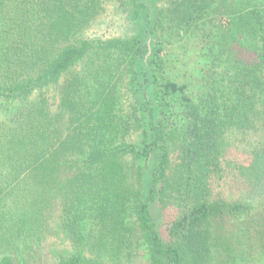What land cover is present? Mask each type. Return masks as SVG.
<instances>
[{
    "label": "trees",
    "instance_id": "obj_1",
    "mask_svg": "<svg viewBox=\"0 0 264 264\" xmlns=\"http://www.w3.org/2000/svg\"><path fill=\"white\" fill-rule=\"evenodd\" d=\"M125 1L102 36L98 0H0V264H28L54 207L118 259L264 264V0Z\"/></svg>",
    "mask_w": 264,
    "mask_h": 264
},
{
    "label": "rangeland",
    "instance_id": "obj_2",
    "mask_svg": "<svg viewBox=\"0 0 264 264\" xmlns=\"http://www.w3.org/2000/svg\"><path fill=\"white\" fill-rule=\"evenodd\" d=\"M122 3H127L125 0H121ZM99 12L93 24L87 29L90 35H102V36H118L125 30V21L123 20L124 12H129L130 7L122 8V4L119 0H98ZM175 59V58H174ZM200 57H195L193 54V70ZM177 65V64H176ZM175 65V66H176ZM197 67V66H196ZM177 70H173V75L178 79L188 80L191 82L188 75L182 71L178 66ZM172 71V69H170ZM195 73L193 72V79ZM192 83V82H191ZM239 159H242L240 155H237ZM241 189L232 188L227 186L225 192L227 195L237 196L238 194H245L246 189L243 185H239ZM252 199L254 207H258L255 212V221L259 220L258 214L261 212L262 207L259 203H264V187H256V193ZM91 215V214H87ZM86 215V216H87ZM175 215L173 208L166 209L163 212V222L168 221ZM59 208L54 207L51 213L47 216L41 235L32 241H26L27 247L19 246L16 250L17 257L27 262L28 264H55L60 257L81 256L92 264H142L145 260V250L140 243H137L135 252L131 255L123 253L119 255L110 247L109 243L100 244L93 242L94 237L99 236L100 221L93 216L83 217L82 221L69 227V222L61 223L59 221ZM264 216V215H263ZM246 219H238L236 221H230L229 229L234 237H239L242 230L245 229ZM257 227V224H256ZM251 229L250 233H254ZM248 235V234H247ZM130 239L131 238H127Z\"/></svg>",
    "mask_w": 264,
    "mask_h": 264
}]
</instances>
